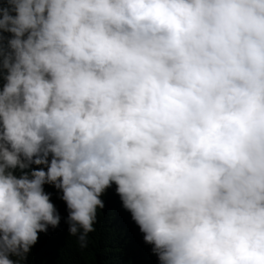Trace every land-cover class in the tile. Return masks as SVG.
<instances>
[{"label":"clouds","instance_id":"obj_1","mask_svg":"<svg viewBox=\"0 0 264 264\" xmlns=\"http://www.w3.org/2000/svg\"><path fill=\"white\" fill-rule=\"evenodd\" d=\"M0 57V264L45 184L81 248L106 204L160 264H264V0H4Z\"/></svg>","mask_w":264,"mask_h":264},{"label":"trees","instance_id":"obj_2","mask_svg":"<svg viewBox=\"0 0 264 264\" xmlns=\"http://www.w3.org/2000/svg\"><path fill=\"white\" fill-rule=\"evenodd\" d=\"M2 4L4 0H0ZM2 35L11 37L12 34ZM3 42L7 43L6 40ZM4 74L6 70L2 68L0 57V90L6 83ZM33 169L47 171V166L32 164L30 169L24 171ZM14 174L19 177L22 173L16 169ZM44 190L50 195V201L60 215L59 226L49 225L46 232H39L38 241L26 254V258L10 255L9 258L15 264H160L158 256L153 252L154 246L147 243L133 224L129 223L130 217L124 214L115 222L114 217L106 213V204L103 209H98L94 225L96 231L89 233L87 247L81 248L78 236H73L69 230V209L62 199V190L52 184H45Z\"/></svg>","mask_w":264,"mask_h":264}]
</instances>
